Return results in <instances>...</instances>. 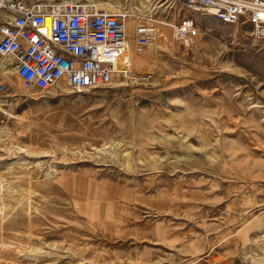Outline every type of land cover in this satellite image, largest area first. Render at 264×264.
Returning <instances> with one entry per match:
<instances>
[{"label": "rangeland", "instance_id": "rangeland-1", "mask_svg": "<svg viewBox=\"0 0 264 264\" xmlns=\"http://www.w3.org/2000/svg\"><path fill=\"white\" fill-rule=\"evenodd\" d=\"M91 1L125 12L137 49L143 8ZM149 11L169 39L117 85L0 71V264H264V39L206 16L186 44L178 13Z\"/></svg>", "mask_w": 264, "mask_h": 264}, {"label": "built area", "instance_id": "built-area-1", "mask_svg": "<svg viewBox=\"0 0 264 264\" xmlns=\"http://www.w3.org/2000/svg\"><path fill=\"white\" fill-rule=\"evenodd\" d=\"M136 15L134 44L143 50L159 34V22L148 17L159 6L176 12L174 37L192 44L201 18L226 24H249L264 39V0H151ZM91 0H49L29 3L7 0L0 6L8 18L0 24V57L15 59L16 73L27 90H49L64 82L72 90L117 85L131 63L126 14L117 7H97ZM120 7V5H119ZM6 87L0 82V90Z\"/></svg>", "mask_w": 264, "mask_h": 264}, {"label": "bare ground", "instance_id": "bare-ground-1", "mask_svg": "<svg viewBox=\"0 0 264 264\" xmlns=\"http://www.w3.org/2000/svg\"><path fill=\"white\" fill-rule=\"evenodd\" d=\"M74 1V0H73ZM134 1V0H133ZM136 1V2H135ZM134 2L137 4V7L136 8H143V10L141 9V11L142 12H144V14L146 13V7L149 5V4H151V0H135ZM97 7H105V8H114V6L113 5H111V4H108V3H104V4H97ZM5 14H6V18H8V13L7 12H5ZM128 21L131 23V25H132V19H128ZM163 24H164V22H163ZM165 25L166 26H171V27H173V33H174V22H172V23H168V22H165ZM174 35V34H173ZM168 39H169V30L167 29V28H164L163 29V31L162 30H159V34H158V37H157V39L153 42V43H151V44H149V45H153V44H158L157 42H158V40H159V42H161V43H166L167 41H168ZM174 39H175V37H174ZM136 47V46H135ZM135 50H137V49H135L134 48V46L132 45V43L129 41V45H128V48H127V55H128V58H129V61L131 60L132 62H138L139 61V57H138V55L136 54V52H135ZM5 58H9L10 60H11V63L9 62V61H4V60H0V71H3V72H9V70L10 69H12V68H10V66H12L13 67V70H15V73H16V66H15V59L13 58V57H5ZM131 63V62H130ZM131 67L132 66H129V68L126 70V71H123V72H120L119 73V76L118 77H120V76H126L130 71H131ZM16 75L18 76V77H20L17 73H16ZM20 79H22L21 77H20ZM58 84H60V83H58ZM57 84V85H58ZM11 102H7V101H5V100H1L0 99V110H2V111H6L7 112V114L9 115V116H13V117H15V114L14 113H12V112H10V111H8L7 110V108L5 107V105L7 106V105H9ZM12 105V104H11ZM10 107V106H9ZM11 110V109H10ZM1 115V114H0ZM9 116H8V118H9ZM21 120L23 121V122H26V120H25V118H21ZM4 129V128H3ZM55 173V172H54ZM61 176V175H60ZM62 177V176H61ZM13 247V245L12 244H7V247ZM255 261V260H254ZM255 263H257V264H260V263H258V261L256 260L255 261ZM262 264V263H261Z\"/></svg>", "mask_w": 264, "mask_h": 264}]
</instances>
